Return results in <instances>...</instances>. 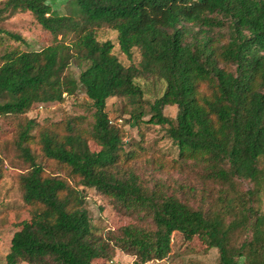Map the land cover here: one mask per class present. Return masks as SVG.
Returning <instances> with one entry per match:
<instances>
[{
  "label": "trees",
  "instance_id": "1",
  "mask_svg": "<svg viewBox=\"0 0 264 264\" xmlns=\"http://www.w3.org/2000/svg\"><path fill=\"white\" fill-rule=\"evenodd\" d=\"M54 14L49 0H0V22L30 11L53 36L39 50L0 54V116H26L35 106L63 102L82 87L95 109L91 127L80 118L41 125L27 117L17 146L29 164L19 177L23 201L53 212V221H23L11 238L7 264H94L120 249L134 264L163 260L174 233L199 237L217 248L218 264H264V0H69ZM118 32L123 53L141 50L140 66L124 65L111 40ZM225 30V31H224ZM0 36L24 38L0 25ZM80 69L76 77L69 67ZM155 75L166 87L151 104L148 120L168 125L183 161L203 167L220 185L212 208H195L160 191H148L135 173L122 175L132 157L124 132L107 111L108 99L132 102L144 95L137 77ZM177 106L175 119L164 114ZM144 111L134 113L140 120ZM95 141L100 149L93 150ZM58 163L67 175L51 174L33 152ZM0 156V184L4 178ZM252 187L243 189V183ZM95 189L117 206L144 214L149 226L128 224L102 234L87 207Z\"/></svg>",
  "mask_w": 264,
  "mask_h": 264
},
{
  "label": "rangeland",
  "instance_id": "2",
  "mask_svg": "<svg viewBox=\"0 0 264 264\" xmlns=\"http://www.w3.org/2000/svg\"><path fill=\"white\" fill-rule=\"evenodd\" d=\"M54 14L69 12V0H49ZM0 25L9 31L20 34L24 41L0 36V54L7 50L19 49L39 50L53 43V36L45 30L30 11L17 12L1 21ZM225 31V30H224ZM100 41L111 40L114 43L113 52L126 66H140L141 50L134 48L132 57L123 53L118 42V32L103 25L96 32ZM76 77L80 69L75 62L69 67ZM138 83L144 89V95L139 101L132 102L123 96L108 99L107 111L112 120L121 125L124 132L125 150L132 157L123 163L122 175L129 172L136 174L139 184L148 191L156 190L166 195H173L195 208L208 210L218 196L220 185L204 178L203 167L193 161H183L179 155V148L168 134V125L150 123L151 104L162 95L166 87L163 79L155 75L137 77ZM92 101L81 87L75 95L68 96L63 102H54L35 106L26 116H0V156L4 161V178L0 184V264H7V254L10 251L11 238L23 221L33 223L53 221L55 214L44 211L39 206L27 205L23 201L19 177L27 170L29 164L21 156L17 146L20 126L27 117L35 118L41 125L60 122L65 117L80 118L79 125L91 127L95 109ZM144 111L140 120L133 118L134 113ZM177 106H166L164 114L175 119ZM93 150L100 149L95 142H90ZM33 152L38 156L48 173L67 175V171L53 160L42 156L40 147L33 145ZM264 167V163H262ZM243 189L252 187V183L244 182ZM87 207L97 229L102 234L110 231L118 232L122 226L135 224L149 226L144 214H139L117 206L111 198L95 189L86 190ZM264 212V188L257 203ZM135 256L120 249L110 260H97L94 264H134ZM219 252L217 248H207L199 237L186 240L182 234L174 233L172 251L163 260H153L147 264H218ZM244 263V258H241ZM19 264H29L20 262Z\"/></svg>",
  "mask_w": 264,
  "mask_h": 264
}]
</instances>
